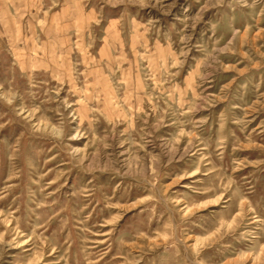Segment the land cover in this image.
I'll return each instance as SVG.
<instances>
[{
    "label": "rangeland",
    "instance_id": "obj_1",
    "mask_svg": "<svg viewBox=\"0 0 264 264\" xmlns=\"http://www.w3.org/2000/svg\"><path fill=\"white\" fill-rule=\"evenodd\" d=\"M0 264H264V0H0Z\"/></svg>",
    "mask_w": 264,
    "mask_h": 264
}]
</instances>
